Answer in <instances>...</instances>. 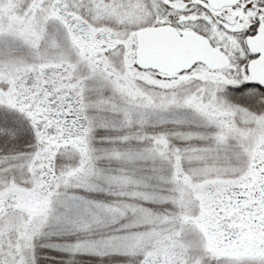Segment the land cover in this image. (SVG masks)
Instances as JSON below:
<instances>
[{
    "label": "snow or ice",
    "instance_id": "snow-or-ice-1",
    "mask_svg": "<svg viewBox=\"0 0 264 264\" xmlns=\"http://www.w3.org/2000/svg\"><path fill=\"white\" fill-rule=\"evenodd\" d=\"M260 42L264 0H0V154L11 165H0V264H47L34 245L53 224L90 231L129 212L142 216L128 253L140 264H264ZM90 83L111 96L91 103ZM94 109L119 114L106 155L132 170L110 182L141 209L154 193L150 210L67 197L96 176ZM69 153L78 166L58 171ZM25 194L38 214L19 210ZM84 250L76 243L65 264H110Z\"/></svg>",
    "mask_w": 264,
    "mask_h": 264
},
{
    "label": "rangeland",
    "instance_id": "rangeland-1",
    "mask_svg": "<svg viewBox=\"0 0 264 264\" xmlns=\"http://www.w3.org/2000/svg\"><path fill=\"white\" fill-rule=\"evenodd\" d=\"M48 39H53L57 43H63V31L59 26L49 25L47 29ZM111 90L99 87L95 83L89 84V101L95 103L99 99H106L111 96ZM244 109H241L243 112ZM119 114L103 110H92V116L97 121L91 147L96 154L94 162V180L80 181L65 190L68 198L77 201L85 209L96 205L113 207L127 204L128 207L141 211H148L154 207V193H145L144 197L148 203V208L141 209V205L134 203L132 197L110 181L118 176L122 171H132L124 161L109 158L106 152L111 150L120 142L119 123L115 119ZM176 124L188 125L190 122L184 118L174 121ZM200 128L199 125L195 126ZM147 134H151V129ZM193 137L196 143L203 140V132L193 130L187 132ZM136 143V141H133ZM13 156L17 154H12ZM79 164V157L75 154H65L58 158L56 168L58 171L74 169ZM0 165L11 167L6 163L3 154H0ZM141 168L135 169L136 173H141ZM25 194L18 198V208L24 214L35 215L41 210L42 202L31 196V201L25 198ZM26 200V204L23 203ZM80 213L78 212L77 215ZM142 222V216H136L129 212L123 217H105L104 222L90 231L76 230L70 223L53 224L50 230L35 242V250L41 255L39 259L45 260L47 264H65V261L73 255L69 249L76 243L84 246V255H90L94 259L107 260L110 264H140L139 256H130L129 249L133 244L134 237L140 235L134 231ZM43 240V242H42ZM51 253V255H49ZM31 259V255H30Z\"/></svg>",
    "mask_w": 264,
    "mask_h": 264
},
{
    "label": "water",
    "instance_id": "water-1",
    "mask_svg": "<svg viewBox=\"0 0 264 264\" xmlns=\"http://www.w3.org/2000/svg\"><path fill=\"white\" fill-rule=\"evenodd\" d=\"M264 49V42H260L257 45V50H261ZM262 59H264V57H262ZM208 63L210 64V66H215L214 64V58L210 57L208 60ZM252 78L254 80H256L257 82H261L264 83V64H261L256 71L253 73Z\"/></svg>",
    "mask_w": 264,
    "mask_h": 264
},
{
    "label": "trees",
    "instance_id": "trees-1",
    "mask_svg": "<svg viewBox=\"0 0 264 264\" xmlns=\"http://www.w3.org/2000/svg\"><path fill=\"white\" fill-rule=\"evenodd\" d=\"M26 196H28V197H29V198H26V199L28 200V204H29V202L31 201V199H30V198H31V196H29V195H26ZM26 196H25V197H26ZM23 203H25V204H26V203H27V202H26V200H24V202H23Z\"/></svg>",
    "mask_w": 264,
    "mask_h": 264
}]
</instances>
